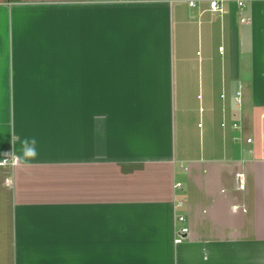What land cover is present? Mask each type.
<instances>
[{"label": "crops", "instance_id": "crops-1", "mask_svg": "<svg viewBox=\"0 0 264 264\" xmlns=\"http://www.w3.org/2000/svg\"><path fill=\"white\" fill-rule=\"evenodd\" d=\"M211 1L0 0V264H264V0Z\"/></svg>", "mask_w": 264, "mask_h": 264}, {"label": "built area", "instance_id": "built-area-1", "mask_svg": "<svg viewBox=\"0 0 264 264\" xmlns=\"http://www.w3.org/2000/svg\"><path fill=\"white\" fill-rule=\"evenodd\" d=\"M191 4L194 6L195 3H191ZM239 4L241 6V9H243L244 3L240 2ZM210 10L213 11V12H224V8H223V5H222V2H220L218 0L211 1L210 2ZM242 21L245 22L244 19ZM238 96H240V93H238ZM239 103H240V101H239ZM263 117H264V115H263ZM233 127L236 130H241V126L238 123H235ZM239 139H240L239 137H236V138H234V141H238ZM247 143H249V144L253 143V139L252 138H248L247 139ZM4 163L6 164V161H4ZM179 186H180V184H179ZM177 206H178L179 209H183L185 204L183 202H179ZM177 221L180 224V228H179V231H178V237L176 239V242L177 243H181L186 238V236L189 233V227L187 225V216H186V214L185 213L179 214V216L177 218Z\"/></svg>", "mask_w": 264, "mask_h": 264}, {"label": "clouds", "instance_id": "clouds-1", "mask_svg": "<svg viewBox=\"0 0 264 264\" xmlns=\"http://www.w3.org/2000/svg\"><path fill=\"white\" fill-rule=\"evenodd\" d=\"M37 140L35 137L27 138L25 137L21 141V156L18 157L22 162H26L28 160L35 159L38 155L37 149Z\"/></svg>", "mask_w": 264, "mask_h": 264}, {"label": "rangeland", "instance_id": "rangeland-1", "mask_svg": "<svg viewBox=\"0 0 264 264\" xmlns=\"http://www.w3.org/2000/svg\"><path fill=\"white\" fill-rule=\"evenodd\" d=\"M180 212H181V211H180ZM180 212H179V213H180Z\"/></svg>", "mask_w": 264, "mask_h": 264}]
</instances>
